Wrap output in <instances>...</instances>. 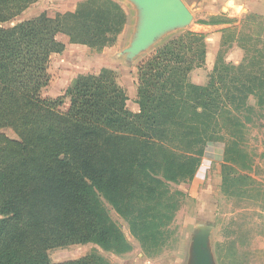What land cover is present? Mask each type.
<instances>
[{"label":"trees","instance_id":"16d2710c","mask_svg":"<svg viewBox=\"0 0 264 264\" xmlns=\"http://www.w3.org/2000/svg\"><path fill=\"white\" fill-rule=\"evenodd\" d=\"M36 1L0 0V25ZM219 18L199 24L236 23ZM126 21L117 2L85 0L73 12L0 26V131L16 136L0 132V264H111L97 251L60 263L48 256L51 249L86 244L116 256L130 253L133 246L110 210L151 257L178 207L179 193L168 186L194 178L203 149L216 140L219 115L227 112L225 120L244 132L256 107L264 109V48H247L253 36L232 26L221 31V44L236 42L245 57L234 65L219 52L203 86L189 77L205 63L203 34L187 30L142 60L137 113L128 110L126 91L106 68L75 76L63 96L41 95L51 56L65 49L59 35L101 51ZM242 111L249 113L244 121L230 115Z\"/></svg>","mask_w":264,"mask_h":264},{"label":"rangeland","instance_id":"374dc122","mask_svg":"<svg viewBox=\"0 0 264 264\" xmlns=\"http://www.w3.org/2000/svg\"><path fill=\"white\" fill-rule=\"evenodd\" d=\"M38 1L0 26L9 28L40 15L41 8L35 6ZM119 1L127 5L131 15L129 23L123 26L115 43L101 51H96L84 45L70 46L67 38L59 35L57 39L64 45L67 44L68 52L67 55L61 53L52 56L50 60L52 73L49 77L50 80L56 79L64 70L63 65H68V69L74 72L75 76L97 74L102 69L97 66V55L102 54V57L107 60L117 62V65L106 69L114 72L117 84L126 91L128 97L126 105L132 112L135 110L138 64L170 39L189 31L192 23L188 27L167 32L135 56L127 52L135 39V7L127 0ZM45 5L48 9H52L47 11L51 16L58 14L54 5L50 6V3ZM245 17L247 16L236 19L235 25L231 26L253 36L251 44L247 43V48L263 49L264 29L260 32V28L264 27V21L260 19L245 21ZM212 19L208 17L201 21L210 22ZM243 19L245 27H241L242 24H240ZM258 32H260L259 36L255 37ZM224 39L225 36L221 38V43ZM233 44L239 48L236 42L226 41L223 45L221 44L215 57L221 52L225 62L234 65L241 63L246 52L240 48L241 51L238 54L235 49L230 51L229 48ZM63 55L66 59H63ZM65 60H69L68 64ZM210 73L211 71L207 75L206 84ZM203 77L204 74L196 76L195 81L199 82L203 80ZM248 104L255 106L252 97ZM66 109L65 104L61 106L62 111ZM226 114L227 112L224 111V114L219 115L215 121L217 122L215 130L218 132L216 140L214 139L215 142L203 149L201 162L194 178L178 185L171 183L168 186L170 193H179L176 196L178 207L172 222L163 230L164 242L153 255H150L151 257L144 255L139 244L130 236L125 221L110 210L112 220L133 246L130 253L116 256L101 251L93 244L75 245L49 250L48 256L51 262L76 260L97 251L111 264H187L194 230L199 226H207L211 229L209 242L215 264H264V109L256 107L250 114L251 122L248 123L244 132H240L235 124L228 123L225 120ZM230 115L243 120L249 113L232 112ZM0 132L11 139H16L10 129H3ZM222 170L228 175L225 186L222 185Z\"/></svg>","mask_w":264,"mask_h":264},{"label":"crops","instance_id":"0c3cea01","mask_svg":"<svg viewBox=\"0 0 264 264\" xmlns=\"http://www.w3.org/2000/svg\"><path fill=\"white\" fill-rule=\"evenodd\" d=\"M85 0H39L35 6L40 7V14L46 13L48 17L51 14L47 13V11L52 10L48 9L45 4L54 5L57 9H55L58 13H66L73 12L78 3ZM117 2L126 14L127 21L129 23V17L131 15L130 10H128L127 5L123 4L119 0H113ZM186 5L187 9L193 16V22L189 29V31L197 32L204 35V41L206 45V56L204 66L198 69L193 70L190 73L191 82L195 85L203 86L206 84L207 75L210 71H212L214 63H215V55L218 52L219 48H221V38H222V30L230 28V24L223 23H215V24H207L201 25L199 22L201 20H205L208 17H222L224 19L236 20L241 16L247 15H255L259 16L264 20V0H182ZM59 3V6H58ZM59 8V9H58ZM54 10V9H53ZM39 15V14H38ZM137 18V13L135 10V21ZM200 20V21H199ZM136 23V22H135ZM235 25V24H234ZM70 46H75L74 44H70ZM235 49L240 53V49L236 47V44H233L229 50ZM67 44H65V49L63 51L64 55H67ZM105 53H103L104 55ZM63 55V59H66V56ZM97 66L101 68H109L111 66L117 65V62L109 61L106 58L102 57V54L97 55ZM52 58V56H51ZM51 60V59H50ZM69 60H65L66 64H68ZM102 62V63H101ZM115 63V64H113ZM101 64V65H99ZM64 70L59 73V76L56 79L51 78L48 85L41 91V95L47 98H57L63 96L66 88L70 85L72 79L76 74L69 70L68 65H63ZM104 66V67H103ZM49 75L52 73V68L48 69ZM206 73V74H205ZM203 80L197 82L195 81L196 76L203 75ZM202 77V76H201ZM136 96V90H135ZM65 105L68 107V100H65ZM139 110L138 105L135 103V110H132L133 113H137Z\"/></svg>","mask_w":264,"mask_h":264},{"label":"water","instance_id":"95a60500","mask_svg":"<svg viewBox=\"0 0 264 264\" xmlns=\"http://www.w3.org/2000/svg\"><path fill=\"white\" fill-rule=\"evenodd\" d=\"M135 7V39L127 52L135 56L169 31L188 27L193 16L182 0H127ZM207 226L197 227L191 237L187 264H215Z\"/></svg>","mask_w":264,"mask_h":264}]
</instances>
